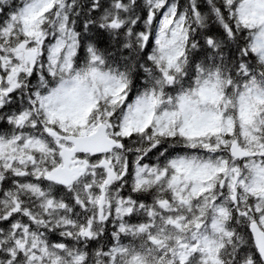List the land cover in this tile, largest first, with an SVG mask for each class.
Returning <instances> with one entry per match:
<instances>
[{
  "label": "snow or ice",
  "instance_id": "1",
  "mask_svg": "<svg viewBox=\"0 0 264 264\" xmlns=\"http://www.w3.org/2000/svg\"><path fill=\"white\" fill-rule=\"evenodd\" d=\"M0 264H264V0H0Z\"/></svg>",
  "mask_w": 264,
  "mask_h": 264
}]
</instances>
